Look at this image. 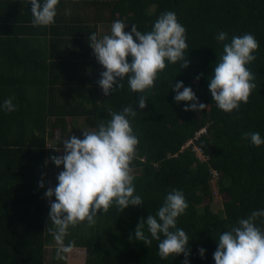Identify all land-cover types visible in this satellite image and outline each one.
<instances>
[{
  "label": "trees",
  "instance_id": "obj_1",
  "mask_svg": "<svg viewBox=\"0 0 264 264\" xmlns=\"http://www.w3.org/2000/svg\"><path fill=\"white\" fill-rule=\"evenodd\" d=\"M167 10L186 28L189 65L166 62L143 93L133 92L125 78L123 87L105 95L98 83L104 67L88 36L109 34L116 19L129 25L126 30L135 24L147 32ZM1 11L0 102L13 97L16 110L0 111V264H67L56 259V242L46 231L50 158L59 155L56 148L72 122L84 118L96 130L128 105L138 111L131 118L139 143L130 166L137 170L134 184L144 205L124 212L113 205L94 225L71 227L66 242L86 249L85 264H183L184 254L161 259L155 240L146 246L130 239L140 219L155 215L166 194L178 188L188 204L177 223L189 236L188 259L215 264L219 233L264 208V144L257 147L245 135L259 131L264 137V0H59L55 23L48 26L33 25L29 0L5 3ZM219 31L228 33L226 41L215 39ZM245 32L259 42L248 65L256 87L247 103L226 112L212 100L208 76L223 43ZM181 80L208 104L206 110L186 111L188 101L177 104L172 82ZM142 94L144 109L136 105ZM202 128L196 142L210 155L207 160L192 146L183 147ZM256 223L264 226V218ZM200 247L206 249L203 257Z\"/></svg>",
  "mask_w": 264,
  "mask_h": 264
},
{
  "label": "clouds",
  "instance_id": "obj_2",
  "mask_svg": "<svg viewBox=\"0 0 264 264\" xmlns=\"http://www.w3.org/2000/svg\"><path fill=\"white\" fill-rule=\"evenodd\" d=\"M29 3L33 25L55 23L59 0H29ZM130 26V30H126L129 25L116 19L111 23L109 34L99 36L93 32L88 36L96 59L104 67L98 83L105 95L123 87L125 78L133 92L143 93L154 85L166 62H179L180 67H187L190 63L185 54L188 48L186 28L174 11L162 12L150 31H140L135 24ZM227 38L225 31H219L215 36L218 42ZM258 48L259 42L250 32L233 35L230 42L223 43V52L208 76V89L219 109L232 112L240 107L241 102L249 101L256 85L248 65L255 61ZM172 89L177 104L191 102L184 105L186 111L203 112L207 109L208 104L201 102L194 89L182 80L172 82ZM13 99L8 97L0 102V111H15ZM137 104L144 109L147 98L142 94ZM137 112L136 106L131 105L111 112V118L100 122L96 130H83L82 138L76 135L64 138L63 155L51 156L57 167L63 166L57 175L58 183L45 192L50 199L46 231L56 242L58 261L67 260L75 247L74 241L66 242L71 227L85 221L89 226L94 225L96 217L107 213L113 205L122 212L129 207L144 205L143 197L136 193L130 166L139 143L131 126V118ZM245 135L257 147L264 144L259 131ZM39 184L44 187L43 180ZM53 196L55 200H51ZM187 207L184 192L173 188L155 215L140 219L130 239L142 241L146 246H151L155 240L161 259L184 254L183 264H191L188 259L191 254L189 236L177 226L178 218ZM258 218H264V208L254 209L246 217H241L231 230L219 233L217 249L213 253L215 264H264V226L256 223ZM205 252L204 247L199 248L201 257Z\"/></svg>",
  "mask_w": 264,
  "mask_h": 264
},
{
  "label": "rangeland",
  "instance_id": "obj_3",
  "mask_svg": "<svg viewBox=\"0 0 264 264\" xmlns=\"http://www.w3.org/2000/svg\"><path fill=\"white\" fill-rule=\"evenodd\" d=\"M104 27L101 26L100 30L104 31ZM83 130L87 131H93L92 129H89L86 125L84 118L78 119L76 122L71 123V132L66 134V137L70 135H76L78 137H83ZM59 155H63V146L60 147ZM63 166L57 167L52 161L49 162V180L47 183V189L49 187H55V185L58 183L57 181V175L62 170ZM132 175L136 173V169H131ZM53 199V197L51 198ZM219 199V198H218ZM217 199V200H218ZM220 201H216L218 204ZM51 258V249L48 248V255L47 260ZM86 260V249L82 247H74L72 253L68 254V259L66 260L67 264H85Z\"/></svg>",
  "mask_w": 264,
  "mask_h": 264
},
{
  "label": "built area",
  "instance_id": "obj_4",
  "mask_svg": "<svg viewBox=\"0 0 264 264\" xmlns=\"http://www.w3.org/2000/svg\"><path fill=\"white\" fill-rule=\"evenodd\" d=\"M206 131V128H202L199 131L196 132L195 136L191 139H189L186 144L183 147L192 146L193 150L195 151L196 155L201 160H207L210 158V155L207 154L204 150V148L199 145L196 140L199 138V136ZM214 177L218 176V171L213 170Z\"/></svg>",
  "mask_w": 264,
  "mask_h": 264
},
{
  "label": "crops",
  "instance_id": "obj_5",
  "mask_svg": "<svg viewBox=\"0 0 264 264\" xmlns=\"http://www.w3.org/2000/svg\"><path fill=\"white\" fill-rule=\"evenodd\" d=\"M11 1L14 2V1H17V0H0V11H1L2 6H4L5 3H11Z\"/></svg>",
  "mask_w": 264,
  "mask_h": 264
}]
</instances>
